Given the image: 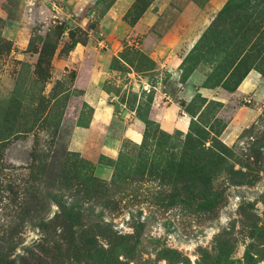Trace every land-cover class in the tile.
<instances>
[{
  "label": "rangeland",
  "instance_id": "obj_1",
  "mask_svg": "<svg viewBox=\"0 0 264 264\" xmlns=\"http://www.w3.org/2000/svg\"><path fill=\"white\" fill-rule=\"evenodd\" d=\"M91 68L146 123L106 178L68 149ZM0 264H264V0H0Z\"/></svg>",
  "mask_w": 264,
  "mask_h": 264
},
{
  "label": "crops",
  "instance_id": "obj_2",
  "mask_svg": "<svg viewBox=\"0 0 264 264\" xmlns=\"http://www.w3.org/2000/svg\"><path fill=\"white\" fill-rule=\"evenodd\" d=\"M170 56L168 57L175 69L179 59L176 56ZM95 58L97 59V56ZM92 61L97 63V60L93 58ZM103 63L104 60L101 61V64ZM101 66L103 67L104 64ZM88 72L86 83L79 89L82 92V101L90 108L91 112L87 125L75 127L72 130L68 139V149L91 163L96 175L99 174L101 178H106L110 169L104 162L115 159L123 142L139 143L144 126L136 118L134 112L128 111L123 105L119 104L118 106L117 104L116 106L110 103L111 100L101 89V82L92 78L94 74L92 72L100 73L99 69L95 68ZM164 94L158 93V90L154 88L151 101L154 112L153 121L164 132L173 130L183 132L187 126L188 118L178 106L166 102L163 99Z\"/></svg>",
  "mask_w": 264,
  "mask_h": 264
},
{
  "label": "trees",
  "instance_id": "obj_3",
  "mask_svg": "<svg viewBox=\"0 0 264 264\" xmlns=\"http://www.w3.org/2000/svg\"><path fill=\"white\" fill-rule=\"evenodd\" d=\"M135 116H136V118L137 119H139L142 123H143V126H144V128H145V116L144 117H139V116H137L136 114H135ZM85 125H87V123H85ZM84 125V126H85ZM84 126H82V127H84ZM157 127H158V125H157ZM142 134H144V130H143V132H142ZM141 138H142V136H141ZM132 143V142H131ZM134 144V143H133ZM88 162V161H87ZM111 160H106V164L105 165H107V166H109L110 164H111ZM91 164V163H90ZM92 165V164H91Z\"/></svg>",
  "mask_w": 264,
  "mask_h": 264
}]
</instances>
